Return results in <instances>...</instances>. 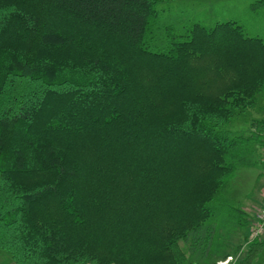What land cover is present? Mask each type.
I'll use <instances>...</instances> for the list:
<instances>
[{
  "label": "trees",
  "instance_id": "1",
  "mask_svg": "<svg viewBox=\"0 0 264 264\" xmlns=\"http://www.w3.org/2000/svg\"><path fill=\"white\" fill-rule=\"evenodd\" d=\"M160 1L0 0V248L16 264L208 252L236 145L262 144L264 117L247 136L227 125L264 91V38L193 21L152 50Z\"/></svg>",
  "mask_w": 264,
  "mask_h": 264
},
{
  "label": "rangeland",
  "instance_id": "2",
  "mask_svg": "<svg viewBox=\"0 0 264 264\" xmlns=\"http://www.w3.org/2000/svg\"><path fill=\"white\" fill-rule=\"evenodd\" d=\"M256 0H162L157 4L158 17L153 21L152 31L146 37L147 46L163 49L171 33L182 32L193 21L213 25L217 20L235 19L242 24L248 35L264 38V6L252 7ZM248 111L240 112L230 122L228 129L246 136L249 133ZM238 155L234 159V175L222 188L211 203L215 209L208 218L213 223L214 231L207 253L198 249L192 255V264H264V243L256 251H250L247 240L250 234L248 222L238 220L237 209L247 211L246 207L258 196L263 183L257 180V174L263 169L262 151L257 141L242 140L236 145ZM260 183V184H259ZM257 195V196H256ZM251 207H249L248 211ZM243 220V219H242ZM241 222V223H240ZM262 237V236H261ZM264 237V236H263ZM180 246L189 256L188 244L180 240ZM200 260V261H198ZM226 260V259H225Z\"/></svg>",
  "mask_w": 264,
  "mask_h": 264
},
{
  "label": "crops",
  "instance_id": "3",
  "mask_svg": "<svg viewBox=\"0 0 264 264\" xmlns=\"http://www.w3.org/2000/svg\"><path fill=\"white\" fill-rule=\"evenodd\" d=\"M250 113H248L249 115V118H248V130H249V133L247 135H251L252 133L254 132H258V127L256 125L257 122H254V120H259L261 118L264 117V91L262 92H259L257 94V103H256V106L252 109H250L249 111ZM240 115V114H238ZM234 122L235 120H231V122ZM239 121H235L234 123L237 124ZM256 133V134H257ZM246 135V136H247ZM259 146H260V149H261V144L260 142H258ZM261 161L263 163V169L261 170V172H259L257 174V180L258 179H261L262 182H263V179H264V162L262 160V154H261ZM260 184V183H259ZM257 196V195H256ZM260 196H261V190L259 188V191H258V196L253 199V201L251 202V204H255L259 199H260ZM249 206V207H252ZM249 207H246L247 211H245L244 213V217H245V220L250 223L251 221V218H252V211H248L249 210ZM251 210V209H250ZM263 237V236H262ZM225 258V257H224ZM0 264H16L9 256V253L5 250V249H2L0 248ZM86 264H90V263H86Z\"/></svg>",
  "mask_w": 264,
  "mask_h": 264
},
{
  "label": "built area",
  "instance_id": "4",
  "mask_svg": "<svg viewBox=\"0 0 264 264\" xmlns=\"http://www.w3.org/2000/svg\"><path fill=\"white\" fill-rule=\"evenodd\" d=\"M261 151H262V160L264 162V128L262 131V144H261ZM261 196L260 199L252 205V218L249 223L250 226V234L249 238H256L264 236V179L263 183L261 184ZM226 259V260H225ZM229 258H224L223 261L228 262ZM220 261V264L223 263Z\"/></svg>",
  "mask_w": 264,
  "mask_h": 264
}]
</instances>
